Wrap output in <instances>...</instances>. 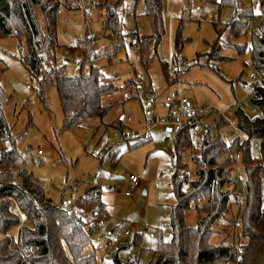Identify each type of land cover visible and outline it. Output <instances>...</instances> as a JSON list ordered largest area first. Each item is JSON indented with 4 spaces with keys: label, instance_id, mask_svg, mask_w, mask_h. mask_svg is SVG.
Wrapping results in <instances>:
<instances>
[{
    "label": "rangeland",
    "instance_id": "1",
    "mask_svg": "<svg viewBox=\"0 0 264 264\" xmlns=\"http://www.w3.org/2000/svg\"><path fill=\"white\" fill-rule=\"evenodd\" d=\"M106 1L119 3L125 46L117 55L112 49L118 41L105 34V10L96 4L97 0H66V6L56 14L59 45L54 53L57 64L69 77L81 70L85 44L100 53L96 64L102 68L104 80L118 87L103 98V103L110 105L107 115L65 128L57 87L47 90L48 104H45L37 93L38 81L30 78L22 63L28 53L24 35L0 37V85L9 98L4 113L13 133L18 134L16 147L27 158L25 169L43 183L47 196L55 204L63 202L69 208L90 185L102 187L106 211L101 217L93 215L92 204L81 206L90 235L86 253L95 251L99 264H113L116 247L132 243L139 234L142 248L133 244L130 249L121 250L119 258L125 261L137 257V264H152L159 236L171 238L168 215L176 202L171 184L175 170L172 162L175 154L171 149L175 148L176 134L168 128H173L172 121L179 112L166 102V97L178 92L187 98L200 126L211 123L221 113H228L236 103L250 113L249 89L243 87V82L250 81L249 74L254 69L249 45L252 32L259 24L252 28L248 25L240 35L234 36L225 27L237 11L221 4V0H162L164 34L159 43L148 44L146 58L149 60L145 64L139 58L138 46L130 44L133 37L148 38L154 31L153 17L146 13L144 0ZM237 1V10L246 13L259 3V0ZM84 8L90 10V15L85 14ZM253 11L256 13L257 7ZM38 20L45 29L40 12ZM178 32L184 40L179 52L175 48ZM92 34L97 35L95 40L91 39ZM218 40L225 45L220 51L224 60L208 63ZM235 45L246 48L239 53ZM176 52L181 65L172 62ZM163 62L170 64L169 71ZM88 67L86 63L84 68ZM175 69L181 70L177 78ZM116 76L120 80L115 81ZM127 92L134 96L127 98ZM147 102L151 106L146 108ZM122 116L125 118L122 127H116ZM113 129L126 132L128 140L112 136ZM216 132L227 141L244 136L231 120ZM202 133L195 137L194 147L184 151V166L192 179L197 176L193 154L199 151ZM251 150L255 158L260 157L258 141L253 142ZM233 172L238 178L239 202L233 205L231 213L239 225L245 205L241 154L237 156ZM132 174L139 178L136 189L129 187ZM186 221L196 226L195 210L188 211ZM238 228L230 231L236 240ZM10 234L16 238L17 229H12ZM114 237L118 242L112 240ZM222 238L214 233L212 242L218 243Z\"/></svg>",
    "mask_w": 264,
    "mask_h": 264
},
{
    "label": "trees",
    "instance_id": "2",
    "mask_svg": "<svg viewBox=\"0 0 264 264\" xmlns=\"http://www.w3.org/2000/svg\"><path fill=\"white\" fill-rule=\"evenodd\" d=\"M66 4V0H0V37H27L28 53L22 63L30 78L38 81L37 93L45 104H48L47 90L57 87L64 127L72 128L81 126L89 118H104L110 105L104 104L103 98L118 87L104 80L102 68L96 64L100 53L87 44L83 49L79 74L66 76L64 68L57 64L54 53L59 45L56 14ZM96 4L105 10V24L110 29L108 36L118 41L112 49L117 55L125 46L119 3L97 0ZM144 4L146 13L153 17L154 31L148 38H136L139 58L147 64L148 44L161 41L164 23L162 0H144ZM221 4L237 11L225 27L230 35H240L250 20L262 16L257 29L252 32L249 45L253 70L260 76L249 101L264 112V0H259L258 5H253L248 13L237 10V0H221ZM38 12L43 17L45 29L40 27ZM183 44L184 40L178 32L175 39L177 52ZM224 46L219 40L214 43L208 63L224 60L220 55ZM234 47L239 53L246 48L244 45ZM177 52L172 61L176 65L181 62ZM86 63H89L88 68H84ZM163 66L169 71V63L163 62ZM174 71L177 78L181 70ZM166 80L169 82V76ZM8 100L0 85V232L3 234L0 238V264H99L95 251L86 253L90 235L81 206L83 203L87 206L92 204L93 215L101 217L106 211L102 187L90 185L79 201L68 209L65 208L66 203L55 204L47 196L43 183L25 169L27 158L17 149L18 134L13 133L4 113ZM229 111V114H220L204 126L206 134L200 139L198 153L193 154L197 164V176L193 179L184 166L181 149L194 147L191 134L199 124L195 121L185 125L176 134V152L172 160L175 170L171 175L176 202L168 215L171 238L159 236L152 264H257L264 251V117L247 113L239 103L231 106ZM231 118L244 136L227 141L216 131L228 125ZM123 121L124 118H120L116 127H122ZM254 141L259 142V158L252 154ZM238 154L242 156L245 173L242 187L245 205L239 225L231 213L233 205L239 202L238 178L233 172ZM17 210L26 213L27 223L20 218ZM190 210L197 213L196 226L186 221ZM237 226L236 240L230 231ZM14 228L17 229L16 238L10 234ZM214 233L223 237L218 243L212 242ZM140 238L138 234L132 243L119 244L113 253V264H137V257L123 261L119 252L130 249L133 244L141 246Z\"/></svg>",
    "mask_w": 264,
    "mask_h": 264
},
{
    "label": "built area",
    "instance_id": "3",
    "mask_svg": "<svg viewBox=\"0 0 264 264\" xmlns=\"http://www.w3.org/2000/svg\"><path fill=\"white\" fill-rule=\"evenodd\" d=\"M84 10H85V14L90 15L91 12H90L89 9L84 8ZM261 20H262V16L259 17V18L250 20L249 28H252L255 25L259 24ZM109 33H110V29L107 28V30L105 31V34L109 35ZM96 37H97V35H95V34L91 35V39H96ZM130 44H131V46H137V44H138L137 38L133 37ZM249 78H250V81L243 83V87L245 89H249L248 90V95H249V98H250L255 92V86L257 84H259V82H260V76H259V74L256 71L253 70L249 74ZM113 79L115 81H118V80H120V77L116 76ZM126 96H127V98H131L134 95H133L132 92H127ZM166 102H168L169 104H173L174 107L177 108V110L179 112V115L175 116L174 120L172 121V124L174 126H173V128H171L172 129L171 131L174 132L175 134H177L185 125H191L192 123H194L196 121L194 119V117H193V110H192V107H191V105L189 103V100L187 98H185V97H181L178 92H171L166 97ZM150 106H151V102H147L146 103V108L150 107ZM229 113H230V111H228V113H221V114H229ZM250 113L252 115H256V116L261 117V118L264 117V112L259 110L257 107H254V106H252V108L250 109ZM230 120H231V123L235 125V120L232 119V118ZM203 128L205 129L204 126H200V125H198L196 128H194V130H193V132L191 134V138L195 139V137L197 136V134L200 131H203V133H202V137H203L206 134V129L203 130ZM111 134H112V136H121L123 139H127V137H128L126 132H124V131L120 132L118 129H113ZM185 150H186L185 147H183L181 149V151H183V152ZM171 151L175 154L176 149L172 148ZM137 186H139V178H138V176L130 175V177H129V187H130V189H136ZM127 194H129V191L127 192ZM66 206H65V208L68 209V207H66ZM18 215L20 216L21 219L27 220V215H26V213L24 211L19 210L18 211ZM112 240L114 242L118 241V239L115 238V237Z\"/></svg>",
    "mask_w": 264,
    "mask_h": 264
},
{
    "label": "water",
    "instance_id": "4",
    "mask_svg": "<svg viewBox=\"0 0 264 264\" xmlns=\"http://www.w3.org/2000/svg\"><path fill=\"white\" fill-rule=\"evenodd\" d=\"M123 117H121L122 119ZM257 264H264V251L262 252V254L260 255Z\"/></svg>",
    "mask_w": 264,
    "mask_h": 264
},
{
    "label": "crops",
    "instance_id": "5",
    "mask_svg": "<svg viewBox=\"0 0 264 264\" xmlns=\"http://www.w3.org/2000/svg\"><path fill=\"white\" fill-rule=\"evenodd\" d=\"M123 118H124V116H123ZM123 118H122V119H123ZM124 119H125V118H124ZM171 130H172L171 128H168V131H171ZM132 175H133V174H132Z\"/></svg>",
    "mask_w": 264,
    "mask_h": 264
}]
</instances>
